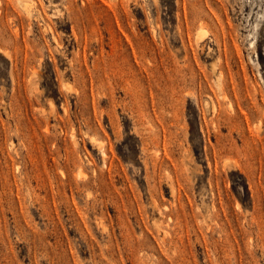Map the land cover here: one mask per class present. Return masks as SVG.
<instances>
[{"label":"rangeland","instance_id":"obj_1","mask_svg":"<svg viewBox=\"0 0 264 264\" xmlns=\"http://www.w3.org/2000/svg\"><path fill=\"white\" fill-rule=\"evenodd\" d=\"M0 264H264V0H0Z\"/></svg>","mask_w":264,"mask_h":264}]
</instances>
